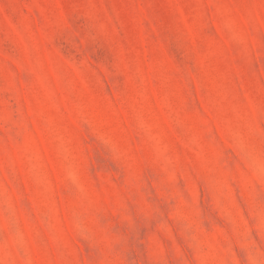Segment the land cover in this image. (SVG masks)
Segmentation results:
<instances>
[{
  "label": "rangeland",
  "instance_id": "rangeland-1",
  "mask_svg": "<svg viewBox=\"0 0 264 264\" xmlns=\"http://www.w3.org/2000/svg\"><path fill=\"white\" fill-rule=\"evenodd\" d=\"M0 264H264V0H0Z\"/></svg>",
  "mask_w": 264,
  "mask_h": 264
}]
</instances>
